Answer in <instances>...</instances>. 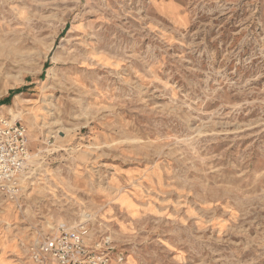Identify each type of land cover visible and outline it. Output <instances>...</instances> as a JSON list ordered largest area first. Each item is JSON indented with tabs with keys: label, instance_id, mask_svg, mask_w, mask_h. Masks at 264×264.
<instances>
[{
	"label": "rangeland",
	"instance_id": "374dc122",
	"mask_svg": "<svg viewBox=\"0 0 264 264\" xmlns=\"http://www.w3.org/2000/svg\"><path fill=\"white\" fill-rule=\"evenodd\" d=\"M172 1L187 22L0 0V116L29 151L0 236L21 251L83 226L131 264H264V0Z\"/></svg>",
	"mask_w": 264,
	"mask_h": 264
},
{
	"label": "built area",
	"instance_id": "2783aa9c",
	"mask_svg": "<svg viewBox=\"0 0 264 264\" xmlns=\"http://www.w3.org/2000/svg\"><path fill=\"white\" fill-rule=\"evenodd\" d=\"M29 159L28 132L21 123L0 116V197L13 200L20 189ZM102 236V235H101ZM89 242L83 226L58 228L27 245L35 264H123L125 255L117 251L108 236Z\"/></svg>",
	"mask_w": 264,
	"mask_h": 264
},
{
	"label": "crops",
	"instance_id": "0c3cea01",
	"mask_svg": "<svg viewBox=\"0 0 264 264\" xmlns=\"http://www.w3.org/2000/svg\"><path fill=\"white\" fill-rule=\"evenodd\" d=\"M151 3L156 11H158L159 14L163 15L164 17L171 18V10L170 7H173L179 14H182L184 19H186L187 22V15L183 12V9H180V4L177 2H174L172 0H151ZM177 25H183L180 23H176ZM1 198V197H0ZM117 201L120 206H124L128 210L132 209V202L129 200L128 197H126L124 194H121ZM63 228V227H60ZM86 236V235H85ZM87 237V236H86ZM89 242L96 241V239L90 240L87 237ZM131 260L128 259L127 262L125 261V264H131ZM0 264H35L33 263L28 255L27 252L21 251L16 247L14 242H12L10 239L3 238L0 236ZM48 264H56L55 262H50Z\"/></svg>",
	"mask_w": 264,
	"mask_h": 264
}]
</instances>
